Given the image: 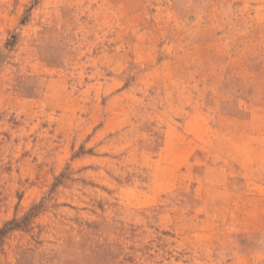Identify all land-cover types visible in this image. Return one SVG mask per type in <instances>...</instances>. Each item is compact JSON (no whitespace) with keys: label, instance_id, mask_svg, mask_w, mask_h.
I'll use <instances>...</instances> for the list:
<instances>
[{"label":"rangeland","instance_id":"obj_1","mask_svg":"<svg viewBox=\"0 0 264 264\" xmlns=\"http://www.w3.org/2000/svg\"><path fill=\"white\" fill-rule=\"evenodd\" d=\"M0 264H264V0H0Z\"/></svg>","mask_w":264,"mask_h":264}]
</instances>
